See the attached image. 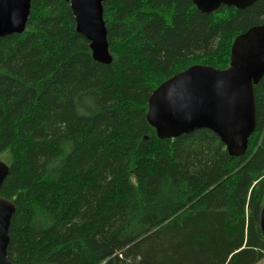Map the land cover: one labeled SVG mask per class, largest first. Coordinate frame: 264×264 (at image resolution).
<instances>
[{
  "label": "trees",
  "instance_id": "trees-1",
  "mask_svg": "<svg viewBox=\"0 0 264 264\" xmlns=\"http://www.w3.org/2000/svg\"><path fill=\"white\" fill-rule=\"evenodd\" d=\"M112 62L97 61L66 0H31L0 36V194L18 264H257L264 258V76L243 155L211 129L159 138L149 97L191 65L226 68L264 0H107Z\"/></svg>",
  "mask_w": 264,
  "mask_h": 264
},
{
  "label": "water",
  "instance_id": "water-1",
  "mask_svg": "<svg viewBox=\"0 0 264 264\" xmlns=\"http://www.w3.org/2000/svg\"><path fill=\"white\" fill-rule=\"evenodd\" d=\"M73 11L77 30L89 41L93 57L112 62L104 19L107 0H66ZM256 0H192L204 13L221 6L238 9ZM31 0H0V36L22 33L30 14ZM264 76V23L239 34L231 47L226 68L194 64L174 74L153 90L147 120L159 138H175L199 128L214 131L230 155H243L256 127L254 87ZM9 165L0 159V189ZM16 206L0 194V264H18L7 254L9 229ZM264 234V204L261 211Z\"/></svg>",
  "mask_w": 264,
  "mask_h": 264
},
{
  "label": "rangeland",
  "instance_id": "rangeland-1",
  "mask_svg": "<svg viewBox=\"0 0 264 264\" xmlns=\"http://www.w3.org/2000/svg\"><path fill=\"white\" fill-rule=\"evenodd\" d=\"M257 264H264V258L260 260Z\"/></svg>",
  "mask_w": 264,
  "mask_h": 264
}]
</instances>
